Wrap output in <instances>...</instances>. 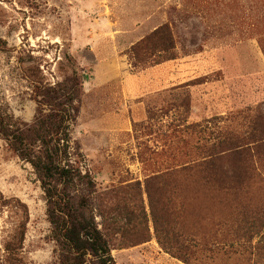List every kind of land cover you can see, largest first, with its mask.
Instances as JSON below:
<instances>
[{
    "label": "rangeland",
    "instance_id": "374dc122",
    "mask_svg": "<svg viewBox=\"0 0 264 264\" xmlns=\"http://www.w3.org/2000/svg\"><path fill=\"white\" fill-rule=\"evenodd\" d=\"M161 26L168 51H132ZM64 88L69 160L96 181L116 264H264V230L249 233L264 209V0H0V112L31 125L49 112L39 91ZM223 141L249 144L251 164L212 147ZM215 156L241 169L235 190L209 175ZM46 208L33 167L0 138V264H60Z\"/></svg>",
    "mask_w": 264,
    "mask_h": 264
},
{
    "label": "trees",
    "instance_id": "16d2710c",
    "mask_svg": "<svg viewBox=\"0 0 264 264\" xmlns=\"http://www.w3.org/2000/svg\"><path fill=\"white\" fill-rule=\"evenodd\" d=\"M144 44L168 51L172 44L169 26L154 30L150 36L134 46L132 51ZM61 90L39 91V95L43 96V101L39 100V103L49 106V112L39 116L31 125H22L0 112V138L7 142L16 155L33 167L41 183L46 199V215L51 225L50 236L56 243L60 264H116L109 242L96 222L90 202V197L96 190V181L89 171L84 172L81 166L74 165L69 160L68 122L71 110H76L75 97L66 88ZM263 139L254 140L257 147H264ZM229 143L233 145L232 153L241 163L251 164L249 144L223 141L212 147H222ZM221 158L223 157L215 156L207 161L209 175L215 180H221V188L235 190L238 187L236 184L241 183V169L230 176L220 166ZM81 186L85 187L87 194L71 193ZM19 205L22 211L21 221L12 240L6 245L15 261H21L18 253L23 248L29 219L27 206L23 203ZM250 213H262L256 220L258 224H251L249 231L252 235L259 234L264 230L261 221L264 209L250 210Z\"/></svg>",
    "mask_w": 264,
    "mask_h": 264
}]
</instances>
